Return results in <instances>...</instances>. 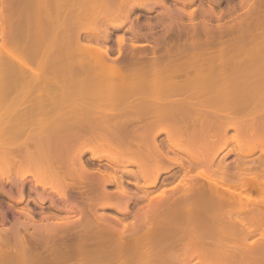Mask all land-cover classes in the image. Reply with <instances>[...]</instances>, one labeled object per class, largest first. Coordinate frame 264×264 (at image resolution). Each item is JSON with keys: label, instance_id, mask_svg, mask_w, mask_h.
<instances>
[{"label": "bare ground", "instance_id": "1", "mask_svg": "<svg viewBox=\"0 0 264 264\" xmlns=\"http://www.w3.org/2000/svg\"><path fill=\"white\" fill-rule=\"evenodd\" d=\"M245 1L254 9L249 20L239 21V31H249L253 25L247 23L264 22V0ZM156 6L162 7L157 19H166L168 33L178 21L177 8L165 0H0L1 43L8 38V48L22 45L26 57L41 56L7 60L4 55L12 50L0 46L5 52L0 50V68L9 81L0 82L24 88L13 96L1 90L4 98L11 96L6 101L0 92V182L11 180L22 200L23 179L32 176L30 190L41 186L37 204L49 198L55 209L77 213L75 219H49L45 212V220H36L30 209L16 208V216L0 228V264H264V232L254 236L264 204L251 210L256 198L248 192L258 187L264 193V59L218 58L234 37L213 49L216 37L205 23L203 42L195 38L196 26L178 28L177 37L188 40L168 43L158 55L156 39L153 58L140 60L132 48L128 56L112 58L110 47L101 42L109 28H119L134 8ZM18 10L25 17L15 19L23 23L19 33L10 26L7 31L8 16ZM187 14L192 17L193 11ZM217 32L223 34L220 28ZM124 40L117 37L119 45ZM230 128L234 133L228 136ZM160 133L166 138L158 143ZM226 147L225 156L230 151L242 156L235 173L223 159L214 164ZM164 148L174 156L164 155ZM255 151L261 156L240 164ZM85 153L90 160L104 159L111 171L94 175ZM173 164L182 168L176 175L179 190L165 196L162 188L158 200L144 190L149 201L131 221L98 212H126L124 175L142 179L147 189ZM107 183H116L117 190H108ZM76 186L82 190L74 192Z\"/></svg>", "mask_w": 264, "mask_h": 264}, {"label": "rangeland", "instance_id": "2", "mask_svg": "<svg viewBox=\"0 0 264 264\" xmlns=\"http://www.w3.org/2000/svg\"><path fill=\"white\" fill-rule=\"evenodd\" d=\"M166 1V3L171 7H173V8H177L176 9V17H177V22L176 23H174L173 24V26H171L169 29V31H168V33L166 34V36H165V42H167V43H177V42H186L187 40H186V38H185V36H183V38H182V35H180L179 36V38L177 37V32L176 31H178V28H182L183 30L184 29H190V30H192L193 28V26H196L195 27V29L196 30H198V32H197V34L196 35H198V36H196L195 35V38L197 39V40H199L200 42H203V41H201L203 38H204V40L205 39H207L206 37H204V34H202V31L200 30V28H201V26H202V24L203 23H205V24H207L209 27H212L211 29L213 30V34L212 35H214L216 38H214V40H212L213 42H214V44L213 45H211L210 47H215V44H216V46L218 45V47L220 46V44L221 43H228V42H230V39L232 40V38H233V40L230 42V43H232L233 41H234V43H235V41H236V43L234 44H231V45H233L232 47H231V45H230V50L228 49V50H226V52L224 51V53L225 54H222V55H220V57L219 56H217L218 58H223V59H256V60H260V59H264V28H263V26H264V22H262V23H256V24H249V23H247L246 21L247 20H249L248 18H249V15H250V13H251V11L254 9V6H252V4H248L246 1L245 2H242V0H193V2H190V3H187V4H185V5H180L179 4V2H178V4L176 3V1L175 0H165ZM253 4L255 3V5L256 4H260V2L258 1V0H253V2H252ZM177 5H179V7L177 6ZM183 6V7H182ZM22 7V6H21ZM262 8V7H261ZM20 9V8H19ZM22 9V8H21ZM178 9H179V11H178ZM162 10V7H160V6H156V7H154L152 10H150V11H146V10H144V9H141V8H137V9H135L134 10V12H132L130 15H129V17L127 18V20L124 22L125 24H124V26H127L128 25V23L130 22H140V21H143V23H144V25H142V27L143 28H148V29H150V31H152V30H154V33L152 32V33H150V34H147L146 36H141V38H140V40L139 41H141V40H146V38H148V40H150V42L151 43H153L154 42V39L156 38V37H158V36H161L162 34H164L165 33V31H166V29L168 28V22L166 21V19L164 18V19H162V21L161 20H158L157 19V17H158V15L162 12L161 11ZM5 11H7V9L5 10ZM191 11H193V16L192 17H190L189 16V14H187V13H189V12H191ZM18 12H19V10L17 11V12H15V15H14V17H12V15L11 16H8L9 17V20L7 19V25L5 24V27L7 28V31H18L17 33H19V30H17L22 24L20 23V19H21V17L23 16L22 14H18ZM22 12V11H21ZM24 12H25V9H24ZM23 13V12H22ZM14 14V13H13ZM17 15V16H16ZM19 15V16H18ZM20 15H22L21 17H20ZM25 15V14H24ZM26 16V15H25ZM24 17V16H23ZM132 17H135L134 19H131ZM18 18H20L19 20H17L18 21V23H17V21L15 20V19H18ZM25 18V17H24ZM246 19V21L244 22V24H243V26L242 27H244V25H246V23H247V25L246 26H254V28H253V26L249 29V31H248V27H246L245 29L246 30H244V29H242L243 30V32H241V31H239V30H237V29H235V28H237V27H240L239 26V21L241 20V19ZM11 19H13V21L15 20L16 22V25L14 24V22L11 20ZM10 21H12V22H9ZM6 22V21H5ZM4 22V23H5ZM14 24V26H11V25H13ZM167 24V25H166ZM262 24V26H259V25H261ZM18 25H19V27H18ZM8 26V27H7ZM9 26H10V28H11V30L9 29ZM13 27V28H12ZM17 27V28H16ZM199 27V28H198ZM256 27H261V28H256ZM124 28V27H123ZM220 28V30H221V32H223V34H221V33H219V32H217L218 31V29ZM253 28V29H252ZM236 30V31H235ZM201 31V32H200ZM254 31V32H253ZM188 31H186V33H187ZM217 32V33H216ZM218 33L220 34V35H218ZM241 33V34H240ZM210 34V35H211ZM217 34V35H216ZM237 34V35H236ZM242 36V37H240V38H242V39H245L246 40V42H247V44L245 45L244 43H246L245 42V40H244V42L242 43V45L241 44H239V42L241 43L243 40L242 39H239L238 40V36H240V35ZM247 34H250V35H247ZM16 34H14V36H15ZM121 35H124V36H131L132 35V33L130 32V31H123V29H116V30H114V29H112V28H109V35H108V41H107V44H108V46L111 48V49H113L112 51H111V56H115L116 54H117V52H116V47H117V42L116 41H113V39L115 40V38L117 39V37L118 36H121ZM212 35L210 36V37H212ZM19 36H20V38L18 37V36H16V38L18 37V39H19V41H20V39L21 38H23V36L21 35V34H19ZM205 36H207L206 34H205ZM213 36V37H214ZM218 36V37H217ZM235 36H237V37H235ZM252 37V39H251V37ZM200 37V38H199ZM212 37V38H213ZM221 37V38H220ZM245 37V38H244ZM254 37V38H253ZM211 38V39H212ZM236 38H237V40H236ZM249 39L250 38V42H249V40H247V39ZM260 38V39H259ZM210 39V40H211ZM221 40V41H219V40ZM7 40H9L8 38L7 39H4V42H3V40H2V43H4V44H2L1 43V39H0V46L1 47H3V46H5V48H2V49H6V48H8V43H6L5 44V42ZM23 40V39H22ZM129 40V39H128ZM240 40H242V41H240ZM12 41V40H11ZM19 41H17V43L19 42ZM153 41V42H152ZM190 41V40H189ZM224 41H226V42H224ZM228 41V42H227ZM238 41V42H237ZM252 41H254L253 43L255 44V46H254V44L252 43L251 44V42ZM21 42V41H20ZM23 42H24V40H23ZM22 42V43H23ZM130 42H132V41H130ZM136 42V41H135ZM142 42H146V41H142ZM212 42V43H213ZM220 42V43H219ZM127 43V42H126ZM123 44L121 47L123 48V51H125V49H127V48H129L130 46H131V44L129 43H127V44ZM237 43H238V45H237ZM248 43H250L251 44V47L249 46L248 47ZM3 46H2V45ZM15 44V43H14ZM19 44H21V43H19ZM18 44V45H19ZM12 46L11 47H14V48H8V49H10V50H12V54H11V52H9L10 54L8 55V53L6 52V54H5V52L4 51H2L1 50V47H0V50L5 54L4 56L6 57V59L8 58L9 60L12 58L13 59V57L15 58V59H17V58H25L26 57V53H24L23 51H24V48H22L20 45L19 46H17V44H15L14 46H13V44H11ZM240 45V46H239ZM7 46V47H6ZM209 46V45H208ZM208 46H206L207 48H208ZM259 46V47H258ZM9 47H10V45H9ZM19 47H21V48H19ZM212 47V48H213ZM234 47V48H233ZM253 47V48H252ZM121 48V49H122ZM258 48V49H257ZM23 51H22V50ZM134 49H138V51H139V53H150L151 51H152V48H149V47H135ZM151 49V50H150ZM214 49V48H213ZM244 51H243V50ZM246 49V50H245ZM261 49V50H260ZM263 49V50H262ZM9 50V51H10ZM20 50H21V52H20ZM150 50V51H149ZM238 50V51H237ZM0 51V52H1ZM157 51H159V50H157ZM234 51V52H233ZM242 51V52H241ZM254 51V52H253ZM255 51H258V52H255ZM25 54V56H24V54ZM228 52V53H227ZM247 54H245V53ZM262 52V53H261ZM230 53V54H229ZM21 54H23V55H21ZM228 55V56H227ZM230 55V56H229ZM13 56V57H12ZM17 57V58H16ZM216 57V58H217ZM34 59V60H37V59H40L41 58V56L40 55H38V58H37V55H30V56H28L27 55V57L25 58V59ZM118 58H120V57H118V54H117V57H115V59H118ZM144 60H148V58H145V57H142ZM7 59V60H8ZM34 60H32V62H31V66H34V64H36V63H34V62H36V61H34ZM140 60H142L141 58H140ZM34 61V62H33ZM34 63V64H33ZM143 62H141V64H142ZM144 64V63H143ZM142 64V65H143ZM35 66H37V65H35ZM138 66H139V64H138ZM141 66V65H140ZM1 68H3V65H2V67ZM0 68V69H1ZM4 69V68H3ZM5 71V70H4ZM3 71V75H2V69H1V73H0V76H1V79L0 80H2L3 79V76H4V74H5V72ZM229 70H227V72H228ZM147 72V73H146ZM145 72V76H149L150 75V73L148 74V72L149 71H146ZM230 73V71L228 72V74ZM141 74V73H140ZM148 74V75H147ZM182 74V78H183V73H181ZM5 77H6V75H5ZM6 79V78H5ZM5 79H3V81H5ZM7 80V79H6ZM3 81H1L2 83H3ZM8 81V80H7ZM6 81V83H4V84H2L1 82H0V84L2 85H0V92H1V94H2V97L4 98V92H2L3 90H5L6 92H7V90H8V93L11 95L12 94V96H13V93L14 92H16L15 91V89L18 91V92H23L24 91V88H18V87H14L13 85H14V83L13 82H11V83H13V85H12V87H8V82ZM11 83H9L10 85H11ZM4 86H7V87H4ZM8 88V89H7ZM12 88V89H11ZM19 89V90H18ZM2 90V91H1ZM21 90V91H20ZM13 91V92H12ZM12 92V93H11ZM8 93H5V98L9 95ZM1 94H0V96H1ZM6 94H8V95H6ZM15 94V93H14ZM1 97V98H2ZM9 97H11V96H9ZM9 97H7V98H9ZM3 98L2 99H0V102L3 100ZM5 98H4V100H5ZM9 100V99H8ZM7 100V101H8ZM6 101V100H5ZM3 103V102H2ZM1 104V103H0ZM6 105V104H5ZM4 105V106H5ZM2 108V107H1ZM0 112H1V110H0ZM234 133V128H230L229 129V131H228V136H231V134H233ZM166 138V136H165V134L164 133H160V134H158L157 136H156V139L158 140V141H163L164 139ZM230 147H231V144H230ZM167 150V149H166ZM227 150H228V148L226 147L225 149H223L221 152H219L218 154H217V156H216V158H215V160H214V164H216V163H218L221 159H223V161L225 162V163H227V165H228V167H231V169L232 170H235V169H237L238 167V164H239V160L238 159H240L239 157H242L241 156V154L239 153V152H235V151H230L228 154H226V156H225V154L224 153H226L227 152ZM170 153V155H173V153L170 151L169 152ZM179 154L181 155V156H186L184 153H180L179 152ZM89 156H90V154L89 153H85V156H84V158H85V160H87L88 158H89ZM174 156V155H173ZM222 156H224V158L222 157ZM261 156V153L259 152V151H255L254 153H252L251 155H247V156H245L244 157V160H240V164H246V165H248L250 162H251V159H254V158H257V157H260ZM103 161H105L104 159H102L101 161H100V163L101 162H103ZM93 162V163H92ZM98 161L97 160H93V161H91V160H87V164H88V167H90V168H92V167H94V166H96V163H97ZM93 165H92V164ZM99 163V162H98ZM174 165V164H173ZM172 165V166H173ZM201 163L200 164H198V169L199 170H201ZM103 166V165H102ZM203 166V165H202ZM199 167H201V168H199ZM128 169H132V168H136L134 165H129L128 167H127ZM197 169V168H196ZM195 169V171H194V169H193V173L194 172H196L197 170ZM203 169V168H202ZM229 170H230V168H229ZM181 172H182V168L179 166V165H174V167H172V169H170V171H168V172H165V173H162V174H160V177L161 176H163V175H169V177H167L166 178V183L163 185V186H161L162 184L160 183V180H159V178H158V180H157V182H156V184L155 185H153V186H151V187H149V188H147L146 189V187L144 188V187H141V188H139L138 189V193H140L141 192V190H148L149 192H148V194H149V196H152L153 197V200H158V199H160L161 197L159 196V195H157V193L159 192V191H162L161 189L162 188H165V190H164V195L165 196H167V195H169V194H171V192L172 191H174L175 189H177L178 188V190H179V188H180V186H177V180H179L180 178L178 177L177 178V176L179 175V174H181ZM234 172V171H233ZM232 172V173H233ZM119 173V172H118ZM235 173V172H234ZM178 174V175H177ZM95 175V174H94ZM177 175V176H176ZM30 178V179H29ZM128 178H129V176H128ZM25 181V186H26V188H29V189H31L32 188V186L34 185V181L32 180V176L30 177L29 175L28 176H26V179L24 180ZM5 182V183H4ZM33 182V183H32ZM4 183V184H3ZM160 183V184H159ZM229 182H226L224 185H228L229 186ZM2 185V186H1ZM32 185V186H31ZM172 186L173 187H175L174 189L172 188ZM2 187H5V188H7V187H9L10 189H9V193L10 194H12L11 196V198H6V200L10 203V206L9 205H5V208L6 207H8V208H12V206H15V207H19V204L20 203H17L16 202V196L15 195H17V193H16V186H14V184H12V181L10 182V181H3L2 183L0 182V190H2ZM31 187V188H30ZM107 188H114V186L113 185H108L107 186ZM36 189H38V191H40L41 190V186H37V188ZM253 189V190H252ZM257 189V190H256ZM73 190L74 191H81L82 189L81 188H79V186H76L75 188H73ZM152 191V192H151ZM15 192V193H14ZM143 192V191H142ZM248 192H249V194L251 195V196H255V198H256V200H254L253 201V204H252V206H251V204L249 205L250 206V209L251 210H255L256 211V205L257 204H264V193L262 192L261 193V191L259 190V188L257 187H255V188H251L250 190H248ZM52 194V193H51ZM81 194H83V192H81ZM15 196V197H14ZM28 197H32V198H37V194H36V192L35 191H30L29 193H28ZM77 200H79L78 198H76ZM53 200H54V202L57 204L58 203V205L60 204V200H58V198L56 197H54L53 196ZM142 201H140V204H142L141 203ZM146 203L148 202V199L146 198V201H145ZM138 205V207L137 206H134V209H135V211H134V213L136 212V210L137 211H139V210H142V209H144L145 207H146V204H143V205ZM21 205H23L22 203H21ZM20 205V206H21ZM24 206H26V208H38L39 210H41L42 211V217L41 218H39V219H42V218H44V219H42V220H45V217H44V214H45V212H46V215L49 217V219H55V218H52V217H63V216H65V215H71V217H72V219H75L76 217H77V213L76 212H73V211H59V210H57V208L55 209V207L56 206H54L53 207V205H51V201H50V199L49 198H46L41 204H38V205H34L33 203H30V202H28L26 205H24ZM48 206V207H47ZM258 206V205H257ZM1 208H3V207H1ZM12 210V209H11ZM110 212V213H116V214H118L119 215V213H117V212H115L114 211V209H107V208H105V209H102V208H99L98 209V212ZM222 213H223V211H222ZM15 214V213H14ZM255 214H256V212H255ZM45 215V216H46ZM53 215V216H52ZM114 215V214H113ZM263 215V214H262ZM262 215H259L260 217H262ZM26 216V215H25ZM46 216V217H47ZM51 216V217H50ZM123 218L124 219H122V222H124V223H127V222H129L130 220H131V217H132V215H130V213H125V214H123ZM36 217H38V216H36ZM21 218H23V217H21ZM263 219H261V221H260V224L262 223V220H263V224H264V215H263V217H262ZM11 221H12V219H11ZM10 221V222H11ZM9 221H6V222H0V228L2 227V226H5V225H8L9 223H10ZM259 224V226L261 227L262 226V228H260V227H258V230L256 231V233L254 234V236L255 237H259V235H260V232L261 231H263L264 232V228H263V226L264 225H260ZM263 229V230H262ZM31 230V229H30ZM263 232H261V233H263ZM264 234V233H263Z\"/></svg>", "mask_w": 264, "mask_h": 264}, {"label": "flooded vegetation", "instance_id": "3", "mask_svg": "<svg viewBox=\"0 0 264 264\" xmlns=\"http://www.w3.org/2000/svg\"><path fill=\"white\" fill-rule=\"evenodd\" d=\"M135 9H137V8H134V9H132V11L129 13V15L132 13V12H134V10ZM129 15L127 16V17H125V18H123L122 19V23H121V25H120V27L119 28H117V29H123V31H130L131 33H132V35L131 36H124V35H121V36H124V38H125V40H124V42L121 44V45H119L118 44V41H117V39L115 38V40L113 39V41H116L117 42V47L115 48L116 49V52H117V54H118V57H120V58H122V57H126V56H128V52H129V50H130V48H132L134 51H135V53H137V55L138 56H140V58L141 57H145V58H153L154 56H152V51H153V43H151L150 42V40H148V38H146V40L144 39V40H141V41H139L140 40V38H141V36H146L147 34H150V33H154V30H152V31H150V29H148V28H143L142 27V25H144V23H143V21H140V22H129L128 23V25L127 26H124V22L127 20V18L129 17ZM135 17H132L131 19H134ZM158 18V17H157ZM161 21H162V19H161ZM167 25V24H166ZM124 27V28H123ZM113 29V28H112ZM114 30H116V29H114ZM166 34H167V32L165 31V33L164 34H162L161 36H158V37H156L155 39H154V41L156 40V39H159V41H160V45L161 46H159V48L157 49V50H159V51H157L156 50V54H161L162 53V51H163V49H164V46H166V44H168L167 42H165V36H166ZM109 35V34H108ZM129 39V40H128ZM107 41H108V36L105 38V39H103V40H101V42L102 43H105L106 45H108L107 44ZM130 41H132V42H130ZM136 41V42H135ZM142 41H146V42H142ZM130 43L131 44V46L129 47V48H127V49H125V51H123V48L121 47L123 44H125V43ZM126 43V44H127ZM110 46V45H109ZM149 47V48H152V51L150 52V53H139V51H138V49H134L135 47ZM112 48V47H111ZM110 48V49H111ZM122 48V49H121ZM118 49H120V52H118ZM113 49H111V51H112ZM151 50V49H150ZM149 50V51H150ZM111 54V53H110ZM117 54L115 55V56H111L112 58H115V57H117ZM157 142L158 143H161L162 141H158L157 140ZM170 151L169 150H166L165 148H164V150H163V154L164 155H168V156H173V155H170V153H169ZM165 158V159H164ZM163 159L165 160V161H162V162H165V163H167V161L169 162V160L166 158V156L164 157ZM162 159V160H163ZM167 159V160H166ZM88 160H90V157H89V159ZM91 161H93V160H91ZM93 163V162H92ZM91 163V164H92ZM99 164L101 165H98V162L96 163V166H94V167H92V168H90V167H88L89 168V170L90 171H92L94 174H98L99 173V171H97V170H101L100 171V173L102 172V171H106V170H110L111 171V165H107L108 163L106 162V161H103V162H99ZM169 164V163H168ZM103 165V166H102ZM98 166H99V168H98ZM135 166V165H134ZM136 167V166H135ZM172 167H174V166H172ZM172 167L171 168H169L167 171H170V169H172ZM238 167V166H237ZM230 168V171L231 172H235V171H237L239 168H237V169H235V170H232L231 169V167H229ZM129 170H132V171H136V168H132V169H129ZM94 171H96V172H94ZM167 171H165V172H167ZM165 172H162V173H165ZM103 173V172H102ZM120 173V172H119ZM161 173V174H162ZM128 176H129V178H128ZM160 177V175L158 176V178ZM167 177H169V175H163V176H161L160 178H159V180H160V183L162 184L161 186H163L167 181H166V178ZM124 181H123V183L124 184H122V185H124L123 187L125 188V190L127 189L128 191V201H127V203H128V208H127V210H126V212H124V213H122L121 211H118V210H116V209H114V211L115 212H117V213H119V215L118 214H116V213H110V212H106V213H110V214H114V215H116L117 217H120V218H123L124 216H123V214H127V213H130V215H132V217H131V220L133 219V217H134V214L137 212V210H136V212L134 213V211H135V209H134V206H137L138 207V205L140 204V201H142L141 203L142 204H140V205H143V204H146L147 205V203L145 202L146 201V198H147V196L146 197H144V190H141V192L140 193H138V189L139 188H141V187H144L143 186V180L142 179H137L136 180V178L133 176V175H131V174H126V175H124ZM158 180V179H157ZM5 181H10L11 182V180H7V179H5ZM23 181H24V179H23ZM157 182V181H156ZM156 182L154 183V185L156 184ZM159 183V184H160ZM12 184H14V183H12ZM23 190H22V192H23V195H24V198L21 200L20 198H17L16 197V202L17 203H20L19 204V207H14V206H12V208H8V207H6L5 208V205H9L10 206V203L6 200V198H10V197H12L11 196V194L9 193V196H8V192L7 191H9V187H7V188H5V187H3L2 188V191H0V222H6V221H11V219H13V215L14 216H16V213H17V209H22V208H24V210H26L27 208H26V206H24V205H26L28 202H30V203H33L35 206L36 205H38L37 203H38V200H37V198H32V197H28V193L30 192V191H32V190H30L29 188H26V186H25V181L23 182ZM108 185H113L114 186V188H107L108 190H117V185H116V183H110V184H106V187L108 186ZM14 186H15V184H14ZM37 186V185H36ZM40 186V185H39ZM151 186H153V185H151ZM150 186V187H151ZM17 188V187H16ZM145 188V187H144ZM4 190V191H3ZM6 190V191H5ZM36 193H37V191L36 190H34ZM74 191V190H73ZM143 191V192H142ZM74 192H79V191H74ZM152 192V191H151ZM16 193H17V189H16ZM17 195H18V193H17ZM80 197H82V201H85L86 199H88V198H86V196H81V195H79L78 194V198H80ZM131 198V199H130ZM147 199H149V197L147 198ZM77 200V199H76ZM120 200V202H122V201H124V199L122 198H120L119 199ZM118 200V201H119ZM122 200V201H121ZM126 200H127V198H126ZM75 201V198H74V200H73V202ZM78 201V200H77ZM149 201V200H148ZM79 202H80V199H79ZM21 203L23 204V205H21ZM78 203V202H77ZM39 204H41V203H39ZM21 205V206H20ZM1 207H3V208H1ZM17 208V209H16ZM11 209H14V210H11ZM28 209H30V212H31V214L35 217V216H38V217H33L34 219H38L39 217H41L42 215H40V214H42V211L41 210H39L38 208H28ZM145 209V208H144ZM143 210V209H142ZM14 212H15V214H14ZM23 215L22 216H24V214L25 213H22ZM21 216V217H22ZM21 219H23V218H21ZM36 219V220H37ZM130 220V221H131ZM6 227H7V225H5ZM5 226H2L1 228H4Z\"/></svg>", "mask_w": 264, "mask_h": 264}]
</instances>
